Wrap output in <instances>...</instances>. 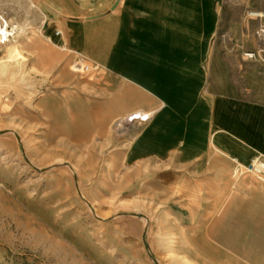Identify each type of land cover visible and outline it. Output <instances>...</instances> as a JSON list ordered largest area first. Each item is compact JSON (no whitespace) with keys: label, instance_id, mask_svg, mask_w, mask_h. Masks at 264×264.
Here are the masks:
<instances>
[{"label":"rangeland","instance_id":"374dc122","mask_svg":"<svg viewBox=\"0 0 264 264\" xmlns=\"http://www.w3.org/2000/svg\"><path fill=\"white\" fill-rule=\"evenodd\" d=\"M1 19L0 264H264L263 182L212 160L194 209L174 176L143 184L125 157L154 114L87 53L101 33L71 40L38 0H0Z\"/></svg>","mask_w":264,"mask_h":264},{"label":"crops","instance_id":"0c3cea01","mask_svg":"<svg viewBox=\"0 0 264 264\" xmlns=\"http://www.w3.org/2000/svg\"><path fill=\"white\" fill-rule=\"evenodd\" d=\"M38 2L41 18L54 7L71 40L101 33L87 53L145 96L154 114L125 158L157 180L178 178L194 193L185 196L187 207L197 205L212 160L247 166L264 156V61L243 56L257 49L254 31L264 21L251 14L264 12V0ZM48 33L60 48L62 32ZM156 165L166 168L155 173Z\"/></svg>","mask_w":264,"mask_h":264},{"label":"built area","instance_id":"2783aa9c","mask_svg":"<svg viewBox=\"0 0 264 264\" xmlns=\"http://www.w3.org/2000/svg\"><path fill=\"white\" fill-rule=\"evenodd\" d=\"M251 15H253V14H251ZM254 15L258 19L264 21V12L261 14L259 13V14H254ZM1 23H4L3 19H1ZM254 38H255V41L257 44V49L255 51H252V52H245L243 54V56H244V58H246L248 60H259V61L263 62L264 61L263 60V56H264V23H261L257 26V28L254 31ZM257 157H260L257 165H255V167H254L253 165L250 164L249 168L254 172L257 179H259L261 182L264 183V162L261 161V158L263 156L258 155ZM257 157H255L254 159H257ZM232 162L236 165L235 167L238 169L237 162L235 160H232ZM243 172H245V171H243ZM239 173H240V171H239ZM243 174H240V176Z\"/></svg>","mask_w":264,"mask_h":264},{"label":"bare ground","instance_id":"6f19581e","mask_svg":"<svg viewBox=\"0 0 264 264\" xmlns=\"http://www.w3.org/2000/svg\"><path fill=\"white\" fill-rule=\"evenodd\" d=\"M261 14V13H260ZM251 16H255L254 14L253 15H251ZM58 34V32H55V35H57ZM9 36H10V33L8 32V30H7V22L6 21H4V23H1L0 24V44H2V45H5L6 43H9L10 42V40L8 39L9 38ZM1 40H3V41H1ZM6 60H7V63L8 62H12V64L14 63L15 64V66L17 67V69H20V70H22V69H24V66L21 64V63H19V62H16V60H18L17 58H16V60H15V58L11 55V54H6ZM5 63V62H4ZM11 64V63H10ZM24 64V63H23ZM8 65V64H7ZM4 66V65H3ZM15 67V68H16ZM5 68V67H4ZM16 70V69H15ZM20 70H18V71H20ZM25 71V70H24ZM259 158L260 157H257V159H254V160H251L250 161V163L247 165V166H242V165H240V164H237V167H238V169L235 167V169H234V171H233V177L234 176H237V177H240V174H243V173H249V174H253V175H255L254 174V172L249 168V166H250V164L251 165H253L254 167H255V165H257V163L259 162ZM240 169V170H239ZM239 171H240V173H239ZM243 171H245V172H243ZM239 173V174H238ZM153 176H152V173H150L149 171H144L143 173H142V175H141V179H142V182H143V184H147V183H150V179L152 178ZM175 190H173V191H170L171 193H175L174 192Z\"/></svg>","mask_w":264,"mask_h":264}]
</instances>
